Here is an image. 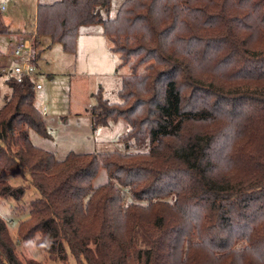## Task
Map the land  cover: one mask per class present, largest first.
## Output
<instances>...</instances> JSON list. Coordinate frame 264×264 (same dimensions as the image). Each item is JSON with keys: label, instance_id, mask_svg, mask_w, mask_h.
Segmentation results:
<instances>
[{"label": "trees", "instance_id": "trees-1", "mask_svg": "<svg viewBox=\"0 0 264 264\" xmlns=\"http://www.w3.org/2000/svg\"><path fill=\"white\" fill-rule=\"evenodd\" d=\"M109 6L41 4L36 35L74 51L81 26L103 25L130 72L120 102L98 97L93 130L124 120L128 151L59 159L35 145L32 132L49 136L35 84L10 76L0 198L27 193L8 175L36 193L19 240L74 264H264V0H126L103 18ZM0 264H23L2 217Z\"/></svg>", "mask_w": 264, "mask_h": 264}, {"label": "rangeland", "instance_id": "rangeland-1", "mask_svg": "<svg viewBox=\"0 0 264 264\" xmlns=\"http://www.w3.org/2000/svg\"><path fill=\"white\" fill-rule=\"evenodd\" d=\"M16 1L0 0V4L7 6V11H2L3 17L9 23L10 31L17 34H0V106L11 95L7 81L10 79L9 71L18 61L13 56L14 49L28 38L33 46V62L37 66L36 82L42 87L35 91V105L41 113L47 108L44 118L49 132L48 137L32 132V142L54 152L59 159H64L70 152L98 153L104 151L105 147L109 152L126 153L127 147L119 140L129 129L124 120H110L99 133L97 129L93 130L91 111L98 97L110 103L120 102L118 94L122 79L130 72L126 67H119L120 57L111 51L103 25L81 26L75 50L66 51L62 43L53 42L50 36H39L46 37L44 41L31 38L35 31L36 3L34 0H25L24 3ZM125 1L110 0L109 8L101 10L103 18H115ZM2 180L14 187L27 188L23 202L0 198V217L7 222L10 236L16 243V253L23 264H74L72 257L67 262L51 260L47 253L36 248L33 241L19 240V227L28 219L27 204L35 198L36 193L28 188L29 176L8 175ZM106 180L104 172L97 181ZM130 263L135 264L133 260Z\"/></svg>", "mask_w": 264, "mask_h": 264}, {"label": "built area", "instance_id": "built-area-1", "mask_svg": "<svg viewBox=\"0 0 264 264\" xmlns=\"http://www.w3.org/2000/svg\"><path fill=\"white\" fill-rule=\"evenodd\" d=\"M4 9V8H2ZM13 56L18 59L9 74L14 77L18 82L24 78H30L35 84V90L41 89V85L36 84L37 66L33 62V46L30 42H25L14 49ZM24 59V61H22Z\"/></svg>", "mask_w": 264, "mask_h": 264}, {"label": "crops", "instance_id": "crops-1", "mask_svg": "<svg viewBox=\"0 0 264 264\" xmlns=\"http://www.w3.org/2000/svg\"><path fill=\"white\" fill-rule=\"evenodd\" d=\"M18 1H20V3H24V1L25 0H18ZM35 1V3H36V16H35V31H34V33L32 34V36H31V38H38L40 41H44V40H46V37H39V36H37L36 35V29H37V10H38V6L39 5H41V4H43V5H51V4H53V3H55V2H57V1H60V0H34ZM14 2H17L16 0H14ZM2 8H4V9H2ZM0 10H1V12L2 11H7V6L3 3V4H0ZM3 15V14H2ZM3 21H4V23H5V25L7 26V28H8V31H9V34H11V35H13V36H17V34H15L14 32H12V31H10V29H9V23H6V21H5V19H4V17H3ZM21 35V34H20ZM12 37V36H11ZM25 42H29L28 41V38H26V40L24 41V43ZM11 71V70H10ZM6 73V72H5ZM10 75V74H9ZM11 76V75H10ZM35 82H36V80H35ZM36 84H37V82H36ZM41 89H42V87H41ZM41 89H36L35 91H39V90H41ZM34 104H35V101H34ZM36 106V105H35ZM47 108H44L43 109V115H46L47 114ZM103 128H106V127H99L96 131L99 133L101 130H103ZM103 152H109L108 151V147H105V150L104 151H101V153H103Z\"/></svg>", "mask_w": 264, "mask_h": 264}]
</instances>
